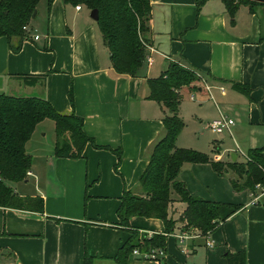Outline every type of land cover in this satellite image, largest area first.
Listing matches in <instances>:
<instances>
[{"label":"crops","instance_id":"obj_1","mask_svg":"<svg viewBox=\"0 0 264 264\" xmlns=\"http://www.w3.org/2000/svg\"><path fill=\"white\" fill-rule=\"evenodd\" d=\"M151 4L149 38L154 62L146 65L140 77L117 74L91 12L63 0H55L51 7L46 0L43 30L29 25L40 40L24 41L14 53L8 39L0 38V95L39 94L59 113L74 112L83 118L85 133L99 147L88 144L78 160L57 158L55 136L49 149L40 150L41 161L34 162L33 155L40 151L32 152L30 146L33 140L40 143L34 138L43 122L36 127L26 145L33 160L30 175L10 186L22 197L43 198L44 212L0 207V264H85L86 255L92 264H116L119 249L131 237L113 226L119 221L121 198L125 191L140 186L153 149L165 135L163 119L169 114L148 98L147 79L159 77L170 62L190 67L206 79L211 90L198 92L204 102L214 104L207 129L224 115L235 121L228 133L238 149L235 134L241 131L247 133L242 139L247 152L264 148V41L260 40L264 28L258 13L252 15L242 6L232 24L221 0H208L200 12L195 0H151ZM22 77H44L45 82L30 87ZM180 112L181 106L182 118ZM117 150L123 155L119 173L114 171ZM219 158L233 162L229 156ZM236 162L240 163L238 155ZM222 179L210 164L183 167L179 180L192 196L228 204L234 201L232 192L248 194V198L239 200L242 210L206 236L177 223L168 236L164 264H177L168 258L171 240L185 264H201L198 250L203 244L205 264H264V195L252 205L250 191L237 193L232 179L229 183ZM172 198L170 218L177 221L186 205L177 195ZM141 219L147 220L140 223L141 233L165 231L161 220ZM142 254L133 253L128 264H159Z\"/></svg>","mask_w":264,"mask_h":264},{"label":"trees","instance_id":"obj_2","mask_svg":"<svg viewBox=\"0 0 264 264\" xmlns=\"http://www.w3.org/2000/svg\"><path fill=\"white\" fill-rule=\"evenodd\" d=\"M42 0H0V38L8 39L11 50L18 53L24 41L30 40L24 27L29 26L32 16ZM55 0H47L51 7ZM65 4L83 6L90 12L98 10L97 25L103 42L111 55L113 69L117 74L140 77L146 67L152 46L150 22L152 18L151 0H63ZM198 12L208 0H195ZM225 5L232 24L242 6L249 7L252 15L256 9H264V3L252 0H221ZM264 41V30L260 37ZM204 76L194 69L177 62H170L167 69L157 78L147 79L149 99L159 103L168 111L163 119L164 137L155 145L149 164L140 177L141 195L125 191L117 211L118 223L113 226L128 231L131 237L119 249L116 264H128L135 250L141 253L161 250L167 252L168 236L181 223L184 229H196L204 236L213 233L220 224L234 216L242 206L214 202L192 196L180 175L186 164H210L220 177L230 171L235 174L231 180L235 192L255 193L257 185H264V148L248 152L244 163L214 161L208 156L189 149L177 147V139L185 127L179 116L184 93L192 94L202 90ZM27 86H43L44 77H22ZM239 92L246 90L235 85ZM249 90H247V93ZM70 99L73 102L72 92ZM50 120L55 125V156L78 160L88 144L94 141L84 131V120L74 112L59 113L39 94L0 95V207L43 213L44 199L22 197L11 184L24 182L31 172L33 160L26 152L36 127ZM118 158L115 171L122 163V151H114ZM177 195L186 205L181 217L170 218V207ZM142 217L158 219L164 223L165 231L152 238L139 239L138 229L131 226V219ZM3 233L0 232V235ZM236 255H234L235 257ZM243 257V256H242ZM245 260V257H243ZM163 261L159 259V261ZM85 264H92L86 255ZM162 264H164L162 262Z\"/></svg>","mask_w":264,"mask_h":264},{"label":"rangeland","instance_id":"obj_3","mask_svg":"<svg viewBox=\"0 0 264 264\" xmlns=\"http://www.w3.org/2000/svg\"><path fill=\"white\" fill-rule=\"evenodd\" d=\"M46 8H47L46 0H43L39 5L37 16L34 19H32V21L30 23L37 30H40V29L43 30L44 26H46V24L44 22V20L46 18ZM256 11L258 13V16H259L261 23L263 25V28H264V9L258 8V9H256ZM42 22H43V25L41 24ZM155 70H156V66L154 68H152L151 71L154 72ZM205 82H207V81L204 78L202 81V87L204 90L206 89V84H207ZM193 93L194 94H189L187 92L184 93V98H183V101L181 104L180 114H181L182 119L185 123V127L178 137L179 140L177 139V141H179L178 146L180 148H183V149H189V150L200 152V153L208 156L210 159L214 158L213 159L214 161H217V157H219L220 155L226 156V159L228 158V156L230 158H232L233 153L234 154L236 153V155L239 156V162L240 163L242 161H246L244 154L247 152L248 147L246 145H244L242 142V139H244L245 136H247L246 131H241V134H239V136H237L235 134V138L237 139L238 142H240L239 146H240L241 151H240V149H238L236 147L234 137H232L228 132H224L223 134H215V133L209 131L207 129V122H209L208 120H210L209 118L211 117V114L213 113L214 104L210 105L207 101H206L207 103L204 102L205 100H203L199 96L200 92L196 91ZM192 97H194L196 100L195 101L192 100ZM209 98H210V96H209ZM201 100H203V101H201ZM215 101L217 104L218 103L220 104V102H221L219 99H216ZM202 120H203V123H201ZM209 124H211V123H209ZM54 128H55V125L50 120L44 121L43 124H41L39 126L37 131L40 130L41 132H39L35 136L34 139L39 138L40 143H36V140H33L31 142L32 145L30 147L32 148L31 149L32 152H38L41 149L47 150L53 145V140L55 138V129ZM234 130H235V128H234ZM29 155L32 157V155L30 153H29ZM41 157H42L41 151L39 153H35V155H33L34 162L35 161L40 162ZM122 160H123V157H122ZM219 161H221V160H219ZM229 161H231V159H229ZM117 164H118V162H117ZM117 164H116V166H117ZM116 166L114 167V171H115ZM115 173H119V169H118V172L115 171ZM234 177H235L234 173L230 171L226 176L222 177L223 178L222 180L229 183V181L231 179H233ZM30 180H31V184L33 185L34 180H32V179H30ZM42 186L43 185L41 184V188H42ZM139 189L141 191L140 186L135 187L130 191H132L133 193H136L137 191H139ZM256 190L257 189L255 188V191ZM258 194H260V192ZM247 195L248 194L237 195V194L232 192V194H230V198H231V200H234V201H232L230 204L241 206L240 204H242V203L239 202V200L246 201V197L248 198ZM199 198H201V197H199ZM202 199H204V198H202ZM205 200H207V199H205ZM143 221H147V220L141 219V217H136L135 220H131L130 223H131L132 227L138 229V228H140V226H142V225H140V223H142ZM175 227H176V225H175ZM138 233H139V239L140 240H143V238H145V237L150 239L155 235V234H147V233H141V232H138ZM209 252H211V251L209 250ZM168 253H169L168 258L175 260L177 262V264H185L183 261H181V259L179 257L180 251L178 250L177 246H175V240H171V242H169ZM198 253L201 254V258L199 259V261H201L200 263L205 264V262H206V260H205L206 248H205L204 244L202 245V247H199ZM151 261H154V260H151ZM154 262H157L160 264L163 261L161 260V261H154Z\"/></svg>","mask_w":264,"mask_h":264},{"label":"built area","instance_id":"obj_4","mask_svg":"<svg viewBox=\"0 0 264 264\" xmlns=\"http://www.w3.org/2000/svg\"><path fill=\"white\" fill-rule=\"evenodd\" d=\"M77 10L81 9V6H77L76 7ZM24 31L28 34L29 39L34 40V41H38L40 40V37L36 34H34L29 26L24 27ZM149 51L152 54L154 52V49L152 47H149ZM151 54L147 57V62L146 65L151 67L153 65V58L151 56ZM206 83V82H205ZM206 89L207 90H211L210 87L206 84ZM193 99V98H192ZM235 121L233 119H230L226 116H222L219 120L214 121L213 123L208 125V129L215 133V134H223L224 132H232V127L234 126ZM217 160H220L219 157H217ZM30 175V174H29ZM256 191L255 193H251V197H252V205L256 204L259 200V198L264 195V185H257L256 186ZM260 192V194H258ZM183 239V237H181ZM134 254H138L140 255L141 252L139 250H135L133 252ZM142 256L144 257V259L147 260H154V261H159V259H162L165 257V253L161 250H155V251H151L150 253H145L142 254Z\"/></svg>","mask_w":264,"mask_h":264},{"label":"water","instance_id":"obj_5","mask_svg":"<svg viewBox=\"0 0 264 264\" xmlns=\"http://www.w3.org/2000/svg\"><path fill=\"white\" fill-rule=\"evenodd\" d=\"M253 2H256V3H264V0H252ZM37 10L34 12L33 16H32V19H34L36 16H37ZM90 17L92 20H94L95 22H98L99 21V12L98 10H93L91 11L90 13ZM232 161L235 163L237 161V155L236 154H233L232 155Z\"/></svg>","mask_w":264,"mask_h":264}]
</instances>
